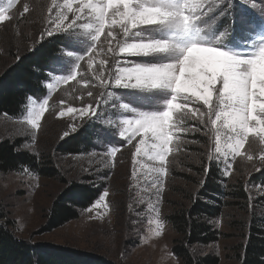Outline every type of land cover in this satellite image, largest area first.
<instances>
[{
	"label": "snow or ice",
	"instance_id": "6c2138e0",
	"mask_svg": "<svg viewBox=\"0 0 264 264\" xmlns=\"http://www.w3.org/2000/svg\"><path fill=\"white\" fill-rule=\"evenodd\" d=\"M18 3L0 7V23L12 21L9 13ZM29 12L25 3L19 16ZM98 47L104 55L99 61ZM29 51L31 56H16L29 65L17 85L26 98L41 95L47 80L55 81L46 85L50 90L74 81L84 93L80 107L61 105L58 117L70 114L79 123L60 139L87 126L89 139L100 138L113 160L124 148L134 149L132 175L138 157L154 162L146 167L155 174L157 197L169 175L168 157L185 134L214 133L209 159L224 163L223 178L233 175L237 157L254 159L245 149L250 136L264 145V0H52ZM48 104L43 99L28 115L33 147ZM255 159L264 165V148ZM16 167L30 168L19 161ZM108 196L105 188L88 211H100V205L107 210ZM163 227L158 218L154 234Z\"/></svg>",
	"mask_w": 264,
	"mask_h": 264
},
{
	"label": "rangeland",
	"instance_id": "374dc122",
	"mask_svg": "<svg viewBox=\"0 0 264 264\" xmlns=\"http://www.w3.org/2000/svg\"><path fill=\"white\" fill-rule=\"evenodd\" d=\"M25 3L29 5L30 12L21 18L19 13ZM57 3L63 4V0H57ZM7 4L8 0H0V7H7ZM51 4L52 0H19L9 13L12 21L0 23V76L17 60V54L21 56L29 51L46 22L47 9ZM97 52L100 53L97 61L104 59L99 47ZM112 65L110 59L109 68ZM81 70L87 75L86 69ZM49 83L55 84V81L47 80L44 83L46 93L28 99L20 115H0V140H19L21 149L23 145H29L25 151L35 152L42 167L53 168L56 172L53 176L41 175L32 169L27 172H0V212L13 221L16 236L32 243L50 242L93 251L116 264H184L172 251L173 245L183 236L167 217L176 210L190 207L196 199L202 200L200 184L206 177L205 169L210 162L219 168V180L226 191L223 199L227 204L213 221L218 239L209 244H194L190 249L197 256L218 257V264H239L241 246L245 244L251 217L253 213L264 212V192L261 191L264 185L257 186L261 178L264 180V165L255 159L264 145L258 138L250 136L245 144V149L254 159L248 161L237 157L233 175L223 178L224 163L213 164L209 159L214 133L209 131L205 135L202 129L199 133L181 136V143L173 147L168 157L169 175L165 178L163 195L157 197L151 187L155 174L146 167L154 162L138 157L134 177V149L130 147L124 148L114 160L107 156L98 137H92L90 147L78 153H65L60 149L63 131L79 121L70 114L59 118L57 113L62 104L80 107V97L84 93L74 81L59 84L51 90L46 87ZM43 99H49V104L33 147L27 118ZM193 125L200 127L196 122H189V127ZM83 131L88 134V127L81 128L79 132ZM257 168L262 171L257 172ZM72 183L92 187L95 184L99 193L107 188L109 196L105 202L108 209L100 205V211L89 212V206L79 210L77 218L47 230L52 203ZM238 186L246 191L248 198H235L234 189ZM158 218L164 224L160 236L154 234Z\"/></svg>",
	"mask_w": 264,
	"mask_h": 264
},
{
	"label": "trees",
	"instance_id": "16d2710c",
	"mask_svg": "<svg viewBox=\"0 0 264 264\" xmlns=\"http://www.w3.org/2000/svg\"><path fill=\"white\" fill-rule=\"evenodd\" d=\"M25 56H31L30 51L20 57ZM28 67L27 61L20 63L16 60L0 76V115L18 116L22 113L28 98L17 85L27 76ZM45 93L44 86V92L41 95ZM27 95L29 97L37 96L31 92ZM18 141L0 140V172L20 171L16 167L19 161L41 175H56L53 168L42 167L36 155L33 156L31 152L19 150L21 148ZM91 143L92 139H89L88 134L83 131L63 141L60 149L65 153H78L84 149L87 150ZM14 146L18 149L17 152L13 151ZM207 168L211 170L206 172V177L200 184L202 200L196 199L190 207L176 210L167 217L176 231L183 236V239L173 245L172 251L184 264L219 263L216 256H197L190 249L194 244H209L218 239V231L213 225V221L227 204L223 199L226 191L219 180V168L214 167L210 162ZM234 191L235 198H248L246 191L244 192L239 186ZM98 194L97 187L77 183L70 184L52 203L46 229H55L77 218L79 210L88 208ZM88 196H91L90 200L87 198ZM0 225H3L0 227V264H35L36 260H39L40 264H116L93 251L50 242L32 243L16 235L17 239L14 240L9 235V232L14 233L13 221L2 212H0ZM262 257H264V212H257L253 213L251 217L245 244L241 246L239 264H264Z\"/></svg>",
	"mask_w": 264,
	"mask_h": 264
}]
</instances>
